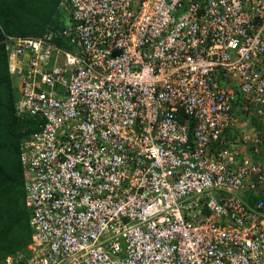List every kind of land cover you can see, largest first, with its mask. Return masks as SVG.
Wrapping results in <instances>:
<instances>
[{
	"label": "built area",
	"instance_id": "1",
	"mask_svg": "<svg viewBox=\"0 0 264 264\" xmlns=\"http://www.w3.org/2000/svg\"><path fill=\"white\" fill-rule=\"evenodd\" d=\"M59 8L69 48L7 37L43 123L20 153L34 244L6 264H264V0Z\"/></svg>",
	"mask_w": 264,
	"mask_h": 264
},
{
	"label": "trees",
	"instance_id": "2",
	"mask_svg": "<svg viewBox=\"0 0 264 264\" xmlns=\"http://www.w3.org/2000/svg\"><path fill=\"white\" fill-rule=\"evenodd\" d=\"M59 2L0 0V264H6L7 257L28 253V246L34 244L20 153L25 140L39 131V123H43L37 116L19 115L16 106L19 88L8 68L7 37H41L52 33L55 44L69 48L64 37H58L67 22ZM238 101L239 98L232 101V110L241 111ZM242 113L248 127L260 126L254 115L243 110ZM220 141L226 146L235 141L234 128L226 129Z\"/></svg>",
	"mask_w": 264,
	"mask_h": 264
}]
</instances>
